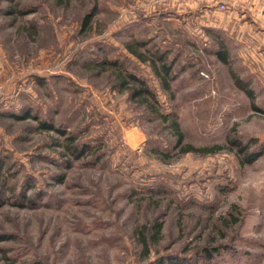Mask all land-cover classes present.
<instances>
[{"label": "rangeland", "instance_id": "obj_1", "mask_svg": "<svg viewBox=\"0 0 264 264\" xmlns=\"http://www.w3.org/2000/svg\"><path fill=\"white\" fill-rule=\"evenodd\" d=\"M195 1L0 0V264H264L261 21L254 43L248 15ZM136 40L167 54L169 89Z\"/></svg>", "mask_w": 264, "mask_h": 264}, {"label": "trees", "instance_id": "obj_2", "mask_svg": "<svg viewBox=\"0 0 264 264\" xmlns=\"http://www.w3.org/2000/svg\"><path fill=\"white\" fill-rule=\"evenodd\" d=\"M97 13L92 14L91 16H87L85 18V25H88L92 20L94 15ZM133 43H135V47L132 46L131 44L128 45L129 50L131 51V53L136 56L137 58H139L141 61L144 62H149L151 63V66L154 70V72L158 75L159 79H161V83L162 86L164 87V89H169L170 86V80L173 79V77L170 75V73L172 72V64L167 62L166 59V53L163 51L161 52L160 50H150L147 49L146 52H150L149 56H147L144 52L140 51L141 47H147V43L141 40H136ZM217 57H219V59L225 63L228 64V51L224 50V45L223 43H220V49L216 52ZM125 63L126 62H120L119 60H106L102 63V65L104 66H111V67H115L117 68V72L119 77L121 78H125L124 80H122V84L126 83V81H129V83H131L132 86L135 87V89L131 88L133 90L132 94L135 95V97H139L144 99V103L146 104V106H150V107H154L156 104H158L159 100L157 98L158 95H156L155 92H153L147 84V81H145L144 79L138 77L135 73L126 70L125 69ZM157 112H160L159 110L154 109ZM158 117L162 118V120H164V122H168L170 124V127L175 131V134L177 136V140H178V144L177 145H182L181 143L184 140V134L181 131V125L180 122L178 120V116H171L169 114H158ZM45 127H47V125H45ZM76 141V140H75ZM71 147V148H70ZM182 150L185 152L188 151H200V152H211V151H218L221 149L220 146H216L215 150H209L208 148H194V146L188 144L186 146H181ZM69 148L75 153H77V158L81 156V154L83 153V151L85 149H88L87 146L80 148L79 145H74V146H69ZM146 229V226L143 227V229ZM162 227L161 224L158 225V231H161ZM141 235H142V245L144 247V249L146 251H150V243L149 241L151 240L150 238V232H145V231H141ZM33 264H41L40 262H35ZM156 264H179L178 261L176 260L175 257H169L166 259L160 258L159 261Z\"/></svg>", "mask_w": 264, "mask_h": 264}, {"label": "crops", "instance_id": "obj_3", "mask_svg": "<svg viewBox=\"0 0 264 264\" xmlns=\"http://www.w3.org/2000/svg\"><path fill=\"white\" fill-rule=\"evenodd\" d=\"M211 6L214 8L218 3L219 4V9L216 10H221L222 12L226 11H231L233 17L239 18L238 16L240 15L241 17L247 16L246 19L242 20H235V23L233 24L234 28L241 26L242 29L247 31V37L250 38L254 43H255V38L257 36V30L259 29L256 26L255 21H261V23H257V25H261L260 27L262 28L261 35L262 36V42H264V3L261 0H209ZM204 2V0H196L194 3H188V5L192 6L191 8H197L199 3ZM224 4L226 6L225 9L221 7V5ZM210 7V6H209ZM240 19V18H239ZM255 25V26H253ZM242 38V37H241Z\"/></svg>", "mask_w": 264, "mask_h": 264}, {"label": "built area", "instance_id": "obj_4", "mask_svg": "<svg viewBox=\"0 0 264 264\" xmlns=\"http://www.w3.org/2000/svg\"><path fill=\"white\" fill-rule=\"evenodd\" d=\"M261 1L264 3V0H261ZM221 7H222L223 9L226 8V6H225L224 4H222ZM1 90H2V89H1V87H0V94H1Z\"/></svg>", "mask_w": 264, "mask_h": 264}]
</instances>
